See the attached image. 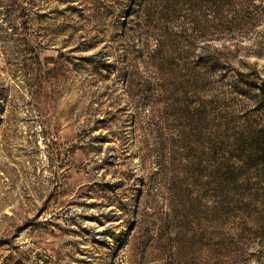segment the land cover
I'll return each mask as SVG.
<instances>
[{
	"label": "rangeland",
	"instance_id": "obj_1",
	"mask_svg": "<svg viewBox=\"0 0 264 264\" xmlns=\"http://www.w3.org/2000/svg\"><path fill=\"white\" fill-rule=\"evenodd\" d=\"M0 264H264V0H0Z\"/></svg>",
	"mask_w": 264,
	"mask_h": 264
}]
</instances>
